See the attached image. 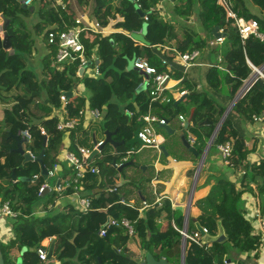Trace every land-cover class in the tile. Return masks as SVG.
Masks as SVG:
<instances>
[{
    "label": "trees",
    "instance_id": "trees-1",
    "mask_svg": "<svg viewBox=\"0 0 264 264\" xmlns=\"http://www.w3.org/2000/svg\"><path fill=\"white\" fill-rule=\"evenodd\" d=\"M58 1L35 0L33 5L37 6V10L32 12L29 7L15 0H0V11L6 18L11 19L8 32L12 42L10 50L0 48V95L2 92L13 89L23 91L17 96L18 103L6 110L4 121L0 122V197L2 198L0 202L10 201L13 208L20 212L14 224L15 239L9 244L0 243L4 262L16 264L17 255L14 249L19 251L24 246L34 247L38 244L39 248L44 239L56 236L53 254L61 261L60 264H100V262L102 264H137L133 261V256L129 254L127 243L130 237L124 228L110 226L106 236L100 235L102 225L110 216L117 219L126 217L134 221L142 248L158 260L165 257L167 261L174 262L176 249L178 256L180 253L182 235L172 222L181 227L183 214L179 209L173 208L169 200H165L161 207L150 205L141 213L140 205L122 202L124 194L119 187L114 190L103 189L100 192H94L95 188L104 187V172L109 175L118 173L119 169L114 165V161L117 162L119 156L107 155L102 160L95 161L94 164L100 167L99 173L86 174L84 184L92 200V210L80 212L69 205L66 211L55 215L44 217L32 215L34 205L40 197L46 196L48 202H54L56 193L55 191L45 193L46 190L40 194L39 189L46 180V176L42 174L37 159L21 166L25 157L14 150V137L28 129L32 138L27 146L37 157L44 151L43 164L52 169L57 163V154L64 132L57 129L58 120L52 117L44 121L47 135L41 134L38 125L29 123L27 110L34 97L38 96L43 89H46L48 93L44 103L47 110H50L47 106L59 107L60 96L65 93L69 99L67 109L70 117L78 118L81 122L79 112L87 107V99L75 94V89L80 82H83L91 93L88 106L102 110V129L116 131L114 138L125 141L117 147L122 151V157L133 149V143L129 142L134 135V126L130 125L127 110L135 111L132 122L136 118L135 115L142 113L141 110L136 111L138 107L132 101L135 93L140 89L138 85L142 76L138 70L131 69L130 76L134 77V81L132 84H127L123 80L124 70L119 66L124 62L121 60L127 58L125 55L128 52L137 51L139 56L162 71L166 69L162 58L166 57L171 61L174 55L162 53L157 48L158 45L175 46L180 52L199 49L203 53L208 49L211 54H219L222 57L226 70L222 71L218 66H213L210 68L207 80L213 86H217L224 80L230 86L229 96L233 99L245 80L253 74V68L249 62L257 67L264 64V41L254 35L243 40L238 28L234 25V19L227 17L224 7L218 0H175L173 11L181 19L173 20H167L159 9V3L165 0H63L65 8ZM229 1L231 9L238 17L245 20L257 19L259 30L264 32V15L261 17L252 13L247 6V0ZM249 1L264 11V0ZM57 5L60 6L57 7ZM87 6L91 8L95 21L113 30L108 34L90 30L83 33V39L89 46L97 48L98 57L95 64L98 66L100 75L79 76L77 62L68 64L64 71H57L51 65L56 48L49 45L51 51L44 58L43 63L48 71V77L38 81L34 70L27 64V56L31 55L34 49L33 35L27 30L28 18L38 16L40 21L37 27L40 32L46 30V35L50 29L63 30L74 25L78 15L77 10ZM195 13L204 30L203 36L195 28L181 21L190 20ZM145 23L147 26L143 36L144 44L140 45L132 37V33L142 31ZM217 26L224 36V41L221 45L212 46L210 42L215 39L213 31ZM69 93L72 95L69 96ZM190 99L196 106L192 118L194 124H199L203 119L208 118L213 121L212 127H215L226 108L213 105L203 92L196 91ZM179 105V101L173 100L169 103L155 102L153 107L159 116L169 120L170 117L179 114L178 110L177 112L174 110ZM233 109L248 117L262 113L264 111V78L260 76L256 78L254 84L235 103ZM231 134V119L228 115L216 135L217 144L230 140ZM45 138H47V144L44 147ZM242 148L243 144L239 143L233 150V154L236 150L238 151L241 161L246 157ZM3 158H5L4 162ZM88 160L93 163L90 158ZM13 168H18L20 173L31 178L37 177L34 181L13 182L9 177ZM124 169L125 166L122 171ZM99 176L103 178V181L100 182ZM4 183L7 185L5 186ZM136 187L139 190L143 189L141 183L136 184ZM72 191L68 190V193ZM241 196L242 191L237 189L236 183L221 175L215 178L209 193L196 201V205L201 210L198 217L200 224L215 235L218 233V221L221 220L228 237L224 242L213 243L208 248L188 241L186 264H224V259H233L234 253L256 251L258 254L262 240L259 235L253 233L254 228L245 216ZM161 218L167 220L168 225L165 230L160 224ZM167 237L171 238L172 244L164 248L163 243ZM38 248L36 252L29 250L24 252L23 264H44L39 256ZM231 250H233L232 253H230Z\"/></svg>",
    "mask_w": 264,
    "mask_h": 264
},
{
    "label": "crops",
    "instance_id": "crops-1",
    "mask_svg": "<svg viewBox=\"0 0 264 264\" xmlns=\"http://www.w3.org/2000/svg\"><path fill=\"white\" fill-rule=\"evenodd\" d=\"M65 4L63 0H59ZM167 1H162L159 3V9L161 10L162 15L167 20L173 19H181L175 12L173 11L172 0L171 8L167 7ZM169 2V3H170ZM219 2V0H218ZM229 5L231 7L230 1L228 0ZM247 6L250 11L258 16H263L264 11L259 9L256 5H254L249 0L246 1ZM90 5V4H89ZM36 6V5H35ZM60 5H57V7ZM29 7V6H28ZM37 10V6L35 11ZM34 11V12H35ZM78 15L76 18L83 16L87 21L94 22V18L91 13V8L89 6L83 8H79ZM1 15L3 12L0 11V25L3 22ZM196 15V13L194 14ZM195 16L192 17L191 20L184 21L183 24L195 28L202 36L204 35V30L201 27L199 21L194 20ZM194 20V21H193ZM40 18L36 15L28 18L27 20V30H29L34 38V49L31 55L27 56V64L28 67L34 70L36 74V79L38 81H43V79H47L48 71L44 68V58L50 53V46L47 43L46 35L44 30L40 32L37 24L39 23ZM104 27V32L102 34H108L113 32L112 28ZM146 32V28L142 31L133 32L132 37L137 41L138 44L143 45V36ZM0 35L3 36V32H0ZM216 38V37H215ZM84 43L87 45L88 54L89 56L97 55V48L90 47L89 44L83 39ZM221 45V44H217ZM212 45V46H217ZM157 48L162 53H171L174 55L173 59L170 61L169 69L171 70V80L169 82V88L165 92V95L171 98V101L176 100L180 102V105L177 106L174 110L177 112L178 115L170 117L168 120V124L170 129L166 130L162 127V125L156 126V132L158 135V140L160 142V149L153 147V146H145L141 140L137 136V132L140 128L144 126V122L140 120L141 115L148 113L151 111L152 113L157 114L156 109L153 107L155 102L159 103H169V102H161V101H152L149 95V87L145 90H138L133 100L136 107L138 109L136 111L141 110L142 113L140 115H135L136 118L134 122H132V117L135 111L127 110V114L130 119V125L134 126V135L129 143H133V149L136 147V153L138 154V164L140 165L141 169L143 170V181H128L125 180V186L127 188H132L137 190L139 196L141 197V201L139 203L133 201L130 197H126L125 194L123 196L122 202L129 203L130 205H140L141 206V213L145 210L142 209L144 207L143 202L145 200L148 201L149 207L150 205H158L162 206L165 200H169L171 205L175 209H179L183 214V222L182 226L178 227L176 223L173 221V226L180 232L181 229H187L188 232L192 233L194 231H199L197 224H200L198 217L201 214L200 208L196 205V201L205 197L213 183L215 182V178L221 175L226 176L231 181L236 183L237 189L242 191V205L245 212L246 218L251 221L253 225V233L259 235L262 240V244L258 250V254L256 251H251L249 253L246 252H239L234 253L233 259L229 258V262L231 264H264V230L261 228V221L264 218V111L260 114H253L252 117H248L247 115L241 114L235 111L234 105L235 103L241 98L239 97L238 100L233 104V99L229 96L230 86L226 83L222 78V84L219 83L217 86H213L208 80V73L210 68L213 66H218L222 71L226 70V65L222 57L217 54H211L210 50H205L203 53L201 52V56L199 59L190 66L187 70H185L177 61H176V48L175 46L169 45H158ZM10 50V49H9ZM56 50V49H55ZM127 58L119 66L124 70L123 80L127 84H132L134 81V77H131V68L130 63L139 56L137 51L131 50L125 55ZM96 61V60H95ZM69 63H65L62 65H58L52 60L51 65L57 71H64L66 66ZM95 62L85 68L82 75L85 76H99V73L95 72ZM166 66V65H165ZM230 68V67H229ZM228 68V70H229ZM167 69V67H166ZM80 70V69H79ZM165 70V69H164ZM81 76L80 71L77 73ZM139 74L142 76V80L146 79L145 73ZM224 79V78H223ZM141 80V81H142ZM138 89V87H137ZM181 91H186L185 94L180 95ZM203 92L207 95V98L210 99L216 107H225V112L228 111V115H230L231 119V129L232 134L230 136V141L233 144V150L237 145L243 144L242 152L246 155L244 160L241 161L238 151L234 152L231 163L227 164L224 162L221 153L219 151V144L216 141V135L214 136L215 130L219 125L220 121L212 127L213 121L205 118L199 124H194L193 119L190 121L188 126L186 127V121L190 117L191 110L194 109L195 105L193 101H191L190 96L195 94V92ZM240 91V90H239ZM23 91L20 89H13L8 92H2L0 95V122H3L5 119V113L7 109H11L13 105L18 103L17 96L21 95ZM37 93V92H36ZM239 93V92H238ZM237 93V95H238ZM38 96H35L33 102L30 104L28 111V117L30 119V124L38 125L39 127H44V121L51 119L52 117H56L58 122L64 119V108L62 103L59 107L55 106H47L50 110H47L44 107L45 100L47 99L48 93L46 89H43L41 93H38ZM75 94L82 95L87 99V107L86 109H90L91 107L88 106L89 104V96L91 93L87 90L83 82H80L75 89ZM148 97V98H147ZM193 111V113H194ZM223 114V116H224ZM180 115L185 116L184 126H182V120L180 119ZM254 115L257 117H261V119H255ZM222 116V117H223ZM226 116V117H227ZM81 122L75 128L70 130L69 132H64L63 140L61 145L59 146V151L57 154V165L58 172L55 176L47 177L46 182L49 183L47 188V192L55 191L56 199L54 202H48V197H40V200L36 202L34 205V211L32 215L37 217H44L47 215H55L56 213H60L62 211H66L67 206L71 205L75 209L80 212H84L79 204L78 195L74 192V189H66L58 191L56 188L58 187L57 181H63L65 178L69 177L72 173V168L69 166L68 162L65 160V155L69 151L78 152L79 146H84L87 148H93L94 143L96 141H105L106 139V131L108 129H102V120H93V118L89 114H85V116L80 117ZM222 119V118H221ZM58 124V123H57ZM45 128V127H44ZM95 128H100L103 132V137L100 139H96ZM46 129V128H45ZM160 129L165 130V132L169 135V141L167 143V138H165L162 133H160ZM111 131V130H110ZM47 132V131H46ZM90 132V135H89ZM116 132V131H112ZM22 135V131L19 132ZM18 133V134H19ZM92 134V135H91ZM116 134V133H115ZM114 134V135H115ZM17 135V134H16ZM116 141H123L124 140H117ZM23 136V135H22ZM92 136L94 140H92ZM185 137L194 150H191L189 147L186 146L182 137ZM1 140V138H0ZM15 146L14 149L17 148V139L14 137ZM30 140L23 143V148L26 153H28ZM74 143V145H73ZM92 143L93 147L89 145ZM122 143V144H124ZM120 144V145H122ZM107 145L111 148L107 149ZM236 145V146H235ZM119 145H113L111 143H107L104 147L96 152L93 160V165H95V156L97 154L100 155L101 158H104L107 155L119 156L117 162L114 161V165L120 169L124 168V162L122 161L123 157L128 155H123L121 157L122 151L118 150L117 147ZM162 146L165 147V151L162 150ZM107 150V151H106ZM94 151V150H93ZM34 155L35 153L31 151ZM141 155V156H140ZM36 156V155H35ZM37 159V156L34 160ZM5 161V158L2 159ZM25 161V160H24ZM24 161L21 163V166H24ZM130 161V159H129ZM126 162V161H125ZM40 163V162H39ZM134 163L136 161L134 160ZM133 163V164H134ZM202 163V165H201ZM201 167L199 168V166ZM46 166V165H45ZM41 171L42 165L40 163ZM48 169L49 167L46 166ZM99 169L100 167L97 166ZM122 169L121 172H122ZM199 170V172H198ZM12 173L17 175V179H13L11 177ZM133 173V172H131ZM118 175V173L116 174ZM116 175H109L107 172H104V183L106 187H97L95 188L94 192H100L104 188L109 190H114L116 187H120V184L123 182V176H121L120 181L114 184L115 182L110 178L111 176ZM105 176H109L108 179H105ZM10 179L13 182L23 181L20 177H29L28 175H24L19 172L18 168H13L11 170ZM34 176L31 180L34 181ZM120 177V176H118ZM197 177V178H196ZM53 178L54 182L51 184L49 180ZM100 182L103 181L102 177L99 176ZM143 182H145L146 187L141 189L143 194H141V190L137 189L136 184L141 183L143 186ZM62 183V182H61ZM6 186L7 183H4ZM124 186V187H125ZM68 190H73L71 193H68ZM131 194H134V191H130ZM82 195L89 197L86 189L85 184H83ZM91 199V197H89ZM2 198L0 197V200ZM158 199H160L161 205L157 204ZM48 202V203H47ZM146 207V208H147ZM182 207V209H180ZM110 218H114L110 216ZM18 218H0V243L1 244H9L11 243L16 235L14 224ZM117 219V218H116ZM160 224L163 225V230L167 228V220L165 218L159 219ZM201 225V224H200ZM202 226V225H201ZM121 227V226H120ZM204 226H202L203 228ZM123 228V227H122ZM126 231V229L124 228ZM201 231V230H200ZM127 233V231H126ZM210 233V232H209ZM128 234V233H127ZM129 235V234H128ZM74 236V235H73ZM150 237V233L148 234ZM138 241L137 251L131 253V248L129 246L130 242L127 243V247L129 249V254H131L132 258H140L141 260L146 259L147 251H145L141 246V239L137 236V233L133 236ZM56 236H51L42 241V245H45L49 250L52 242H55ZM130 241V240H129ZM172 244V240L170 237H167L163 243L164 248L170 247ZM212 245L211 243H206ZM187 245V244H186ZM208 246V247H209ZM206 248V247H205ZM175 250V248H173ZM2 250V249H1ZM121 248L119 249V251ZM131 251V252H130ZM176 252L178 253L177 249ZM14 253L17 255L16 262L19 257L21 256V250L14 249ZM177 253L175 258H178ZM182 254V241L180 245V253L179 256ZM153 256V255H152ZM154 257V256H153ZM155 258V257H154ZM166 259L165 257H163ZM162 258V259H163ZM156 259V258H155ZM158 260V259H157ZM160 260V259H159ZM167 260V259H166ZM174 260V259H173ZM169 262V261H168ZM177 262V261H176ZM44 264H60L61 261L53 254L50 259L43 260ZM23 264V260H22ZM169 264H176L174 262H169ZM180 264L181 261H180Z\"/></svg>",
    "mask_w": 264,
    "mask_h": 264
},
{
    "label": "built area",
    "instance_id": "built-area-1",
    "mask_svg": "<svg viewBox=\"0 0 264 264\" xmlns=\"http://www.w3.org/2000/svg\"><path fill=\"white\" fill-rule=\"evenodd\" d=\"M25 6L33 5L35 0H15ZM169 1V0H168ZM58 3L65 8V4L61 1ZM219 3L224 7L227 17L234 19V25L238 28L239 33L242 39H247L249 36L254 35L264 41V32L259 30V22L257 19H249L245 20L242 17H238L236 13L231 9L228 0H219ZM148 20V17L146 16ZM66 26V23H64ZM87 30L94 31L96 33L102 34L104 31V27L97 21L90 22L87 21L83 16L77 18L75 20V24L64 28L63 30H55L50 29L47 31L46 39L49 45L55 46L56 52L54 55V62L58 65H62L65 63H78V69L83 68L88 62L94 63L97 59L96 56L88 54L87 45L83 41V33ZM224 41V36L221 33L220 37L215 38L210 42L211 45L221 44ZM201 56V51L199 49H193L187 52L176 51L175 57L176 61L187 70L190 66H192ZM162 62L166 65L167 69L160 71L156 66L152 65L147 59L137 56L133 60V65L137 70L143 71L146 75V79H143L138 87L141 88L146 86L149 87V95L152 101H161V102H169L171 100L170 97L165 95V92L169 88V82L171 80V70L169 69L170 61L166 58H162ZM251 67L253 68V74L244 82V85L241 87L238 94L242 97L254 84L256 78L259 76L264 78V64L261 67H257L249 62ZM262 68V72L258 77L252 78L254 74ZM95 72L99 73L98 66L95 65ZM255 72V73H254ZM186 91H181L179 94L183 95ZM62 106L64 108V119L60 120L57 124V129L63 132H69L72 129H75L79 125L78 118H71L68 112V103L69 99L67 94L62 93L60 96ZM85 114H89L93 120H102L103 113L99 108H90V109H81L79 112L80 117L85 116ZM255 119H261V117H257L254 115ZM180 119L182 120V126H184L185 116L180 115ZM140 120L144 122V126L140 128L137 132L138 138L145 146H153L160 149V142L158 140V135L156 132L157 125H166L168 124V120L165 117H161L158 114L152 113L149 111L141 115ZM41 134L47 135L46 129L44 127H40ZM22 135L30 140L32 138V134L28 129L22 131ZM103 144V141H96L94 143L93 148H87L84 146L78 147V153L69 151L65 155V160L68 162L69 166L72 168V173L69 177L65 178L63 181H60L58 187L56 188L58 191H63L66 189H74V192L78 195L79 204L81 209L84 212L90 211L93 209L92 200L89 197L82 195L83 184L86 174L88 173H99V169L97 166H94L88 159L90 158L93 150L98 149ZM219 151L225 163H231V157L233 154V144L230 140L225 143L219 144ZM132 151H129L131 153ZM34 159L36 156L28 150ZM128 160V157H123L122 161L125 162ZM58 172L57 165H55L52 169H48L47 177L55 176ZM62 182V183H61ZM49 183L44 181L40 186V194L47 190ZM144 208H146L149 203L147 200L143 202ZM157 204L161 205L160 199H158ZM20 212L15 210L10 203V201H1L0 202V218H18ZM110 226H121L126 229L127 233L130 236L136 234L135 222L129 218H110L109 224L101 228L100 235L102 237L107 235L108 227ZM261 228L264 230V218L261 221ZM180 233L182 235V240H184L187 244L188 241L195 243L198 246L208 248L209 244L203 243V238L206 234L209 233V229L207 227H203L200 231H194L192 233L188 232V230L181 229ZM39 256L42 260L48 259V249L45 245H42L38 248ZM220 264V263H217ZM224 264H231L226 258L224 259Z\"/></svg>",
    "mask_w": 264,
    "mask_h": 264
},
{
    "label": "water",
    "instance_id": "water-1",
    "mask_svg": "<svg viewBox=\"0 0 264 264\" xmlns=\"http://www.w3.org/2000/svg\"><path fill=\"white\" fill-rule=\"evenodd\" d=\"M172 1H175V0H172ZM35 8L36 6L35 5H31L29 6V9L34 12L35 11ZM145 14V13H143ZM1 18L3 20V22L1 23L0 25V32H3V36L0 35V48H4L6 50H9L12 48V42H11V35L9 34L8 32V26L11 22V19L9 18H6L4 15H1ZM146 23L144 24V29L146 28ZM214 35L215 37H220L221 36V32L219 31V26H217L215 29H214ZM89 65H91V61L88 62L83 68L80 69V74L82 75L85 68L88 67ZM130 68L131 69H136L135 66L133 65V61L130 63ZM139 71V70H138ZM141 73H144L143 71H140ZM262 72V68H260L259 71H257L254 76L252 78H255V77H258ZM146 89V86H143L140 88V90H145ZM72 93H69V96H71ZM240 97V94L236 95L234 101H233V104L231 105V107L234 105V103L238 100V98ZM193 111L194 109L191 110V114H190V117L187 119L186 121V127L188 126V124L190 123V121L192 120L193 118ZM228 114V111H226V113L224 114V116L222 117L219 125L217 126L216 130H215V133H214V136L217 135L220 127H221V124L222 122L225 120L226 116ZM163 128H165L166 130H169L170 127H169V124H166V125H162ZM116 132H112L110 130H107L106 131V139L105 141L103 142V144L98 148V149H95L93 151V153L91 154L90 156V160H92V158L94 157V155L96 154V152L100 151L104 145H106L107 143H111L113 145H120L122 143H124L123 141L119 142V141H116L113 139V135L115 134ZM16 139H17V148L14 149L16 152L18 153H21L22 155H24L25 157V161L24 163L28 162V161H31V160H34V157L30 154V153H26L24 148H23V143L24 142H27L28 139L25 138L24 136H22L20 133L15 135ZM182 139L184 140L185 144L187 147H189L191 150H194V147L191 146V144L189 143V141L183 136ZM47 144V138H45L44 140V147L46 146ZM162 150L165 151V147L162 146ZM43 156H44V151H42V153L37 157V160L41 163L42 165V174H44L45 176H47L48 174V169L46 168V166L43 164ZM202 165V163H201ZM201 165L199 166V168L201 167ZM120 169H122V167H120ZM199 172V170H198ZM11 177L13 179H17V175L15 173H12ZM197 178V177H196ZM21 180H25V181H28V180H31V178L29 177H20ZM60 183V180L57 181V184L59 185ZM180 209H182V207H180ZM183 210V209H182ZM110 222V217H108L106 223H104L102 225V228L106 227ZM198 226V229L199 230H202V226L200 224H197ZM227 233L225 231V228L222 224V221L219 220L218 221V233L213 235L211 233H208L204 236L203 238V243L206 244V243H222L224 242L226 239H227ZM39 244L34 246V247H27V246H24L21 250V256L24 254V252L26 251H32V252H36L37 251V248H38ZM54 247H55V242L53 241L49 250H48V259H50L53 255V252H54ZM186 242L184 240H182V254H181V263L182 264H186ZM133 261H135L137 264H169V262L166 260V259H160V260H157L155 259L151 253H147L146 255V259L145 260H141L140 258H132ZM0 264H5L4 262V256H3V253H2V250H1V246H0ZM17 264H22V257H19L18 260H17ZM100 264H102V262H100Z\"/></svg>",
    "mask_w": 264,
    "mask_h": 264
},
{
    "label": "rangeland",
    "instance_id": "rangeland-1",
    "mask_svg": "<svg viewBox=\"0 0 264 264\" xmlns=\"http://www.w3.org/2000/svg\"><path fill=\"white\" fill-rule=\"evenodd\" d=\"M167 2V7L168 8H171L170 6H171V2L170 1H168V0H166ZM170 2V3H169ZM172 4H173V2H172ZM28 7V6H27ZM193 16H195L194 18V20H197L198 21V16H197V14L196 15H193ZM192 16V17H193ZM192 17H191V19H192ZM190 19V20H191ZM193 20V21H194ZM255 73V72H254ZM148 98V97H147ZM95 132V134H96V139H100V138H102L103 137V132H102V130L100 129V128H95V131H93V129H92V133H94ZM160 133H162V135L165 137V138H167L168 139V137H170L169 139H171V135H169V134H167L166 132H165V130H163V129H160ZM89 135H90V132H89ZM92 135V134H91ZM169 139L167 140V143L166 144H168V141H169ZM92 140H94V138H93V136H92ZM89 145L91 146V147H93V145H92V143H89ZM111 147L109 146V145H107V149H110ZM107 151V150H106ZM132 152L131 153H129L128 155H127V157H128V160L126 161V162H124V166H125V169H124V171H122L121 172V170L119 169L118 170V175H116V176H111L110 178L115 182L114 184L116 185V183H118L119 181H120V178H121V176H123V182L120 184V187H121V191L125 194V196L126 197H130L133 201H135V202H137V203H139L140 201H141V197L139 196V194H138V192H137V190H135V189H132V188H127V186H125V183H124V181L125 180H128V181H137V182H141V181H143V179H142V176H143V170L141 169V167H140V165L138 164V154L136 153V147H134V149H132L131 150ZM141 156V155H140ZM103 158H101L100 157V155L99 154H97L96 156H95V161L96 162H98V161H100V160H102ZM129 159H130V161H129ZM134 160L136 161V163H134ZM134 163V164H133ZM131 172H133V173H131ZM118 176H120V177H118ZM109 178V176H105V179H108ZM49 182L51 183V184H53V182H54V179L53 178H51L50 180H49ZM125 186V187H124ZM144 186L146 187V184H145V182H143V189H144ZM104 187H106V186H104ZM105 189V188H104ZM134 191V194H131V192L130 191ZM130 244H129V246H130V248H131V253H133V252H136L137 251V247H138V241L136 240V238H134V237H131L130 238ZM232 251L233 250H231L230 251V253H232ZM232 255V254H231ZM178 256V255H177ZM174 261H175V263L176 264H180V261H181V255L180 256H178V258H174ZM177 261V262H176ZM16 264H17V262H16Z\"/></svg>",
    "mask_w": 264,
    "mask_h": 264
}]
</instances>
